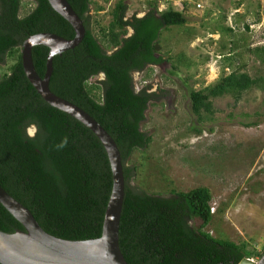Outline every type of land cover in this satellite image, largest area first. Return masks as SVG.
<instances>
[{
  "label": "trees",
  "instance_id": "16d2710c",
  "mask_svg": "<svg viewBox=\"0 0 264 264\" xmlns=\"http://www.w3.org/2000/svg\"><path fill=\"white\" fill-rule=\"evenodd\" d=\"M28 1L29 10L21 12L22 0H0V62L14 56L9 71L0 77V185L46 232L68 240L97 238L112 188L107 153L89 128L41 98L27 79L20 56L29 35L51 32L72 38L74 31L47 0ZM67 1L83 21L85 34L77 46L53 57L49 88L90 114L119 149L125 184L118 242L126 262L238 264L250 256L244 244L205 230L212 219L207 187L158 194L129 184L136 167L126 161L151 142L141 123L154 95L148 86L135 89L133 72L162 62L160 35L187 22L182 10L188 4L183 1L181 10L170 6L159 10L151 0L143 16L125 19L127 3L117 0L108 24L94 31L89 15L94 0ZM255 52L264 54V46ZM47 53L43 45L32 48L40 76ZM99 74L103 78L92 81ZM260 82L232 70L213 84L190 90L191 110L201 120L204 113L213 114L212 98L229 94L236 102ZM31 126L33 135L28 133ZM195 219L201 220L198 226L191 224ZM16 229L23 227L0 204V230ZM263 253L264 248L259 255Z\"/></svg>",
  "mask_w": 264,
  "mask_h": 264
},
{
  "label": "rangeland",
  "instance_id": "374dc122",
  "mask_svg": "<svg viewBox=\"0 0 264 264\" xmlns=\"http://www.w3.org/2000/svg\"><path fill=\"white\" fill-rule=\"evenodd\" d=\"M116 1H93L92 30L108 24ZM125 1V19H130L143 16L151 0ZM183 1L188 4L182 10L187 22L160 35L162 62L133 72L135 89L148 86L154 95L141 123L151 142L126 161L136 167L129 184L158 194L207 187L212 219L205 230L244 244L250 252L246 258L256 262L264 248V54L255 52L264 46V0H156V4L159 10L168 6L181 10ZM30 6L22 0L21 12ZM13 62L14 56L4 57L0 77ZM235 69L259 78L260 84L243 91L236 102L229 94L212 98L213 114L204 113L198 120L189 91L213 84ZM102 78L99 74L92 81ZM34 132V127L28 128L30 135Z\"/></svg>",
  "mask_w": 264,
  "mask_h": 264
},
{
  "label": "water",
  "instance_id": "95a60500",
  "mask_svg": "<svg viewBox=\"0 0 264 264\" xmlns=\"http://www.w3.org/2000/svg\"><path fill=\"white\" fill-rule=\"evenodd\" d=\"M50 6L72 27L74 36L64 38L51 32L29 35L21 44L24 73L41 98L89 128L103 145L112 172V188L105 208L99 237L68 240L46 232L31 212L9 195L0 185V204L22 225L9 233L0 230V264H128L118 242V230L124 198L123 165L119 149L111 135L85 110L49 88L53 57L77 46L85 34L81 18L67 0H47ZM48 48L45 70L40 76L32 61V48ZM238 264H264V253L258 261L244 257Z\"/></svg>",
  "mask_w": 264,
  "mask_h": 264
},
{
  "label": "clouds",
  "instance_id": "9594fccd",
  "mask_svg": "<svg viewBox=\"0 0 264 264\" xmlns=\"http://www.w3.org/2000/svg\"><path fill=\"white\" fill-rule=\"evenodd\" d=\"M102 75V74H101Z\"/></svg>",
  "mask_w": 264,
  "mask_h": 264
}]
</instances>
